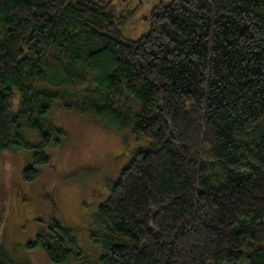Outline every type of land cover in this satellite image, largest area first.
Listing matches in <instances>:
<instances>
[{
  "label": "trees",
  "instance_id": "trees-1",
  "mask_svg": "<svg viewBox=\"0 0 264 264\" xmlns=\"http://www.w3.org/2000/svg\"><path fill=\"white\" fill-rule=\"evenodd\" d=\"M144 21L131 40L107 1L0 0V153H29L31 183L63 142L52 105L91 114L138 141L89 221L99 264H264V0ZM27 247L81 260L56 222Z\"/></svg>",
  "mask_w": 264,
  "mask_h": 264
},
{
  "label": "rangeland",
  "instance_id": "rangeland-1",
  "mask_svg": "<svg viewBox=\"0 0 264 264\" xmlns=\"http://www.w3.org/2000/svg\"><path fill=\"white\" fill-rule=\"evenodd\" d=\"M102 1L111 3L123 37L133 40L148 32L144 19L151 9L169 0ZM47 121L62 133L63 142L48 148L52 166L40 167L33 182L25 183L22 176L32 164L29 153H0V256L16 264H52L42 249L27 246L38 236H47L56 222L73 234L81 254L80 261L63 264H99L101 250L90 243L89 221L104 200L97 198L107 194L129 165L138 141L129 130L118 131L60 103L52 105Z\"/></svg>",
  "mask_w": 264,
  "mask_h": 264
}]
</instances>
